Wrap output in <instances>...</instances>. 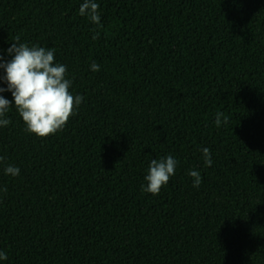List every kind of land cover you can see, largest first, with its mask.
Masks as SVG:
<instances>
[{
	"label": "trees",
	"instance_id": "obj_1",
	"mask_svg": "<svg viewBox=\"0 0 264 264\" xmlns=\"http://www.w3.org/2000/svg\"><path fill=\"white\" fill-rule=\"evenodd\" d=\"M83 2L0 0V56L17 36L54 49L84 97L47 138L6 114L0 264H264V0H95L99 26Z\"/></svg>",
	"mask_w": 264,
	"mask_h": 264
},
{
	"label": "clouds",
	"instance_id": "obj_2",
	"mask_svg": "<svg viewBox=\"0 0 264 264\" xmlns=\"http://www.w3.org/2000/svg\"><path fill=\"white\" fill-rule=\"evenodd\" d=\"M99 4L95 0H84L79 8V14L87 17L92 23L100 25ZM97 32L93 39H97ZM17 36L11 47L8 48L10 60L5 61L0 56V69L4 75L0 76V82L7 87H0V93L10 92L12 100L0 95V127L8 126L11 121L6 117L9 109L14 107L25 125V132L35 134L39 138H47L62 131L69 119L77 114L79 105L84 100L82 95H74L70 89L72 80L68 79L67 66L55 62V51L37 45L29 46L20 43ZM91 70L98 72L99 65L91 64ZM223 122L228 123V118L223 112L216 114L217 127ZM205 167H211V152L203 148ZM4 158L0 156V162ZM178 161L168 155L158 159H152L148 165L147 175L144 176L145 185L142 191L153 196L158 195L163 186L175 175ZM20 169L12 165L4 168L5 175L18 176ZM189 176L193 178V187H199L202 177L199 171L189 170ZM0 191L6 192L3 188ZM7 254L0 250V260H6Z\"/></svg>",
	"mask_w": 264,
	"mask_h": 264
}]
</instances>
